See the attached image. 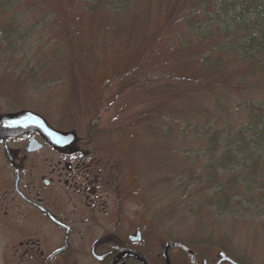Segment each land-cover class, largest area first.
<instances>
[{
  "label": "rangeland",
  "instance_id": "1",
  "mask_svg": "<svg viewBox=\"0 0 264 264\" xmlns=\"http://www.w3.org/2000/svg\"><path fill=\"white\" fill-rule=\"evenodd\" d=\"M36 2L29 22L48 15L52 29L37 30L29 59L38 64L61 51L69 59L59 68L64 78L52 86L25 85L21 72L29 59L6 57L0 61V112L29 110L58 130L92 139L118 163L116 182L127 199L121 201L123 213L136 214L158 244H192L211 259L213 247L220 246L245 264H264L263 194L248 195L249 211L241 219L216 216L204 202L198 213L192 209L206 192L198 195L200 185L189 183V172L203 174L195 163L206 164L209 157L201 142L183 135L185 101L164 75L179 46L167 22L182 12L179 0H140L117 27L84 12L83 0ZM133 69L141 73L137 84L127 78Z\"/></svg>",
  "mask_w": 264,
  "mask_h": 264
},
{
  "label": "trees",
  "instance_id": "2",
  "mask_svg": "<svg viewBox=\"0 0 264 264\" xmlns=\"http://www.w3.org/2000/svg\"><path fill=\"white\" fill-rule=\"evenodd\" d=\"M36 1L0 0V61L6 57L32 59L36 48L31 53V44L37 30L46 33L52 29L48 15L29 22ZM139 2L83 0L82 10L117 27ZM178 3L182 12L167 19L172 21L170 29L179 46L165 80H173L176 88L173 85L172 91L180 97L182 93L185 101L186 114L180 125L183 135L201 142L200 150L209 157L206 164L195 163L204 168L203 174L189 172V183L195 179L200 185L195 184L200 189L198 195L206 192L192 209L198 213L204 202L216 216L232 214L241 219L249 211V194H263L264 201V0ZM50 53L42 63L27 61L21 72L27 74L25 85L42 81L41 86H52L63 80L59 68L69 59L61 51ZM133 70L127 78L137 84L134 78L141 73ZM206 92L219 95L208 98ZM253 185L262 189L254 191ZM193 200L197 203L198 197Z\"/></svg>",
  "mask_w": 264,
  "mask_h": 264
},
{
  "label": "flooded vegetation",
  "instance_id": "3",
  "mask_svg": "<svg viewBox=\"0 0 264 264\" xmlns=\"http://www.w3.org/2000/svg\"><path fill=\"white\" fill-rule=\"evenodd\" d=\"M52 128L75 137L54 144L0 128V264H245L221 248L211 259L181 241L158 244L121 209L118 163Z\"/></svg>",
  "mask_w": 264,
  "mask_h": 264
},
{
  "label": "water",
  "instance_id": "4",
  "mask_svg": "<svg viewBox=\"0 0 264 264\" xmlns=\"http://www.w3.org/2000/svg\"><path fill=\"white\" fill-rule=\"evenodd\" d=\"M5 126L9 134H20L31 130H40L41 132H50L55 140H61L63 135L50 130L45 120L32 112H21L15 115H5L0 118V128Z\"/></svg>",
  "mask_w": 264,
  "mask_h": 264
}]
</instances>
